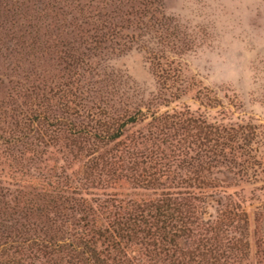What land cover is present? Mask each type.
<instances>
[{"label": "trees", "instance_id": "trees-1", "mask_svg": "<svg viewBox=\"0 0 264 264\" xmlns=\"http://www.w3.org/2000/svg\"><path fill=\"white\" fill-rule=\"evenodd\" d=\"M1 1L7 12L21 9L18 0ZM79 2L64 1L89 13L92 33L57 51L59 82L33 73L35 82L15 91L21 102L0 106V123L10 125L0 128L9 178H0V264H247L242 202L214 198L213 216L214 195L205 190L223 186L215 176L221 167L240 175L261 168L248 162L251 132L214 125L187 108L121 106L123 93L89 62L117 36V25ZM27 37L24 53L36 59L57 46ZM47 146L64 164L23 172L20 163Z\"/></svg>", "mask_w": 264, "mask_h": 264}, {"label": "rangeland", "instance_id": "rangeland-1", "mask_svg": "<svg viewBox=\"0 0 264 264\" xmlns=\"http://www.w3.org/2000/svg\"><path fill=\"white\" fill-rule=\"evenodd\" d=\"M19 1L22 2L21 9L12 12H7L5 4L0 2V106L5 110L12 102L13 107H16L15 102H21L19 95H15L20 84L35 82V76L40 72L45 71L59 82L63 73L55 61L57 51L69 46L70 42L78 46L74 40L79 41L81 34L92 33L89 13L86 11L80 15L74 7H65V0H18V5ZM119 2L120 10H116L115 0L79 2L90 4L91 15L98 11L106 13L109 20L117 25V36L104 42L100 52L93 51L98 54L89 60L92 69L97 68L108 82L120 89L123 93L121 106L133 104L143 112L148 107L159 113L187 108L214 125L226 128L241 126L242 132H251L252 139L247 146L250 153L248 162L253 165L258 162L261 168L255 166L240 175L237 169L231 172L221 167V172L215 176L223 186L206 189L205 192L214 195L208 198L209 211L213 216L216 214L214 198L231 195L240 199L248 219L241 236L246 242L247 264H264V51L256 53L252 59L256 83L252 91L218 83L209 63L197 64L188 59L197 39H209L206 31L202 30L199 37H194L182 29L165 15V0ZM53 5L54 10L51 8ZM10 7L12 4L7 8ZM258 20L264 21V17H258ZM27 34H37L40 40L45 38L48 43L57 45L52 48L55 52L41 59L25 55ZM84 76L86 81L96 79H91L88 74ZM6 121L10 119L6 117ZM143 125L130 127V131L141 129ZM7 127H10L9 123H0L1 129L8 130ZM42 151L33 162L20 163L23 172L27 170L29 174L36 175L51 170L57 164H64L56 147L47 146ZM7 162L0 152V178L5 181L9 180Z\"/></svg>", "mask_w": 264, "mask_h": 264}, {"label": "clouds", "instance_id": "clouds-1", "mask_svg": "<svg viewBox=\"0 0 264 264\" xmlns=\"http://www.w3.org/2000/svg\"><path fill=\"white\" fill-rule=\"evenodd\" d=\"M164 13L197 39L188 59L209 63L216 82L250 92L256 87L252 59L264 51V0H165Z\"/></svg>", "mask_w": 264, "mask_h": 264}]
</instances>
